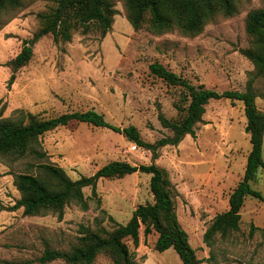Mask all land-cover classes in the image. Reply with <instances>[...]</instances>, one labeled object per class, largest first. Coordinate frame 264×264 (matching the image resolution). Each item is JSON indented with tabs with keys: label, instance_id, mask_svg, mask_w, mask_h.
<instances>
[{
	"label": "rangeland",
	"instance_id": "rangeland-1",
	"mask_svg": "<svg viewBox=\"0 0 264 264\" xmlns=\"http://www.w3.org/2000/svg\"><path fill=\"white\" fill-rule=\"evenodd\" d=\"M112 2L116 14L102 37L97 30H73L68 41L54 42L50 34L42 36L10 84L5 62L36 30V13L47 10L51 3L22 0L19 7L0 15V117L11 116L17 109L43 118L91 109L120 129L135 126L141 139L151 143L170 133L159 124L157 112L176 118L173 102L178 94V88L148 73L151 62L217 92L243 90L252 67L239 53V48L248 45L244 16L264 0H235L234 15H218L192 37L177 31L155 35L144 28L133 30L125 19L123 1ZM253 87L255 105L264 112V79L257 78ZM244 124L240 101L210 99L202 121L194 126V136L185 135L176 145L157 149L154 162L166 171L177 190V220L200 259L198 264H264V170L260 168L250 187L262 200L245 197L239 210V230L228 240L217 241L211 250L201 241L211 218L227 208V195L242 176L250 148ZM38 139L45 160L61 167L71 179L91 175L112 160L150 162V152L127 141L120 132L83 122L70 121ZM262 150L264 160V143ZM32 161L27 155L9 164L0 160V261L37 264L34 258L44 244L65 249L75 241L80 225L110 230L115 222L125 223L137 204L152 201L149 174L133 172L121 178H99L94 196L89 187H83L86 208L71 203L60 219L50 213L25 216L20 208L7 210L18 197L12 173ZM154 237L153 233L144 237L140 231L135 248L126 241L137 264H181L172 248L154 250ZM46 264L64 263L56 259ZM92 264L110 261L99 253Z\"/></svg>",
	"mask_w": 264,
	"mask_h": 264
},
{
	"label": "trees",
	"instance_id": "trees-1",
	"mask_svg": "<svg viewBox=\"0 0 264 264\" xmlns=\"http://www.w3.org/2000/svg\"><path fill=\"white\" fill-rule=\"evenodd\" d=\"M47 10L36 13L38 26L29 38L23 39L18 52L5 65L9 68L7 84L12 83L15 73L31 57L33 44L42 36L50 34L54 42L68 41L73 30L85 33L97 30L102 37L110 28L116 10L112 0H48ZM125 19L133 30L144 28L159 35L177 31L183 36L199 34L204 25L221 15L229 17L237 12L235 0H122ZM22 0H0V15L17 8ZM248 45L239 48V53L249 61L251 69L243 90L206 88L202 83L191 84L158 62L148 64V73L167 86L178 88L177 100L173 102L176 118H166L157 112L159 124L169 134L153 142L141 139L137 128L127 125L119 128L103 120L101 114L88 109L72 111L43 118L37 114L17 109L8 117H0V160L9 164L26 155L23 170L12 173V184L18 197L7 210L21 209L25 216H39L47 213L60 219L65 206L73 203L86 208L82 188L89 187L90 194H96L99 178H121L133 172L149 174L148 189L152 201L137 204L125 223H114L107 230L102 226L90 228L80 225L75 241L65 249L44 244L34 258L37 264H46L60 259L64 264H92L99 253L106 255L110 264H137L126 241L133 248L138 246L139 232L145 237L155 234L152 248L163 251L172 248L181 264H198L200 259L190 246L187 234L180 226L174 198L177 190L166 171L158 166L157 149L164 145H176L185 135L194 136V126L202 121L204 106L210 99L225 98L240 101L245 118L244 131L248 135L250 148L246 154L243 173L237 184L227 195V208L216 213L205 227L201 241L209 250L217 241L228 240L239 230L240 207L246 196L262 200L260 193L250 187L258 168L264 170L262 147L264 143V112L255 105L257 96L253 83L264 79V3L246 12L243 21ZM70 121L83 122L92 126L106 127L120 132L127 141L150 152L147 164H130L123 160H112L100 166L91 175L71 179L65 171L45 160V151L40 148L39 137L52 129L64 126ZM109 220L113 219L108 216ZM29 260H2L0 264H28Z\"/></svg>",
	"mask_w": 264,
	"mask_h": 264
},
{
	"label": "built area",
	"instance_id": "built-area-1",
	"mask_svg": "<svg viewBox=\"0 0 264 264\" xmlns=\"http://www.w3.org/2000/svg\"><path fill=\"white\" fill-rule=\"evenodd\" d=\"M134 147H135V146H134V145H132V148H133V149H134Z\"/></svg>",
	"mask_w": 264,
	"mask_h": 264
}]
</instances>
